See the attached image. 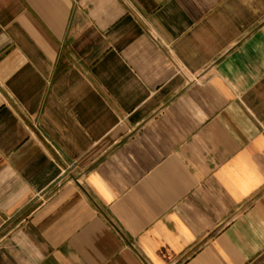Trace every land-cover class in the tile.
Returning a JSON list of instances; mask_svg holds the SVG:
<instances>
[{
    "label": "crops",
    "instance_id": "0c3cea01",
    "mask_svg": "<svg viewBox=\"0 0 264 264\" xmlns=\"http://www.w3.org/2000/svg\"><path fill=\"white\" fill-rule=\"evenodd\" d=\"M0 264H264V0H0Z\"/></svg>",
    "mask_w": 264,
    "mask_h": 264
}]
</instances>
